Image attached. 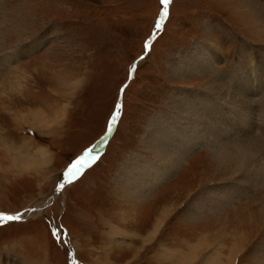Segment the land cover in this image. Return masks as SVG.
Instances as JSON below:
<instances>
[{
  "label": "rangeland",
  "instance_id": "obj_1",
  "mask_svg": "<svg viewBox=\"0 0 264 264\" xmlns=\"http://www.w3.org/2000/svg\"><path fill=\"white\" fill-rule=\"evenodd\" d=\"M255 7L0 0V58L14 54L0 62V215L20 217L0 222V264H182L188 249L186 264L263 262V156L230 152L264 138V7ZM23 45L33 46L15 55ZM197 52L209 66L182 73ZM212 80L244 96L249 117L207 92ZM155 169L160 185L131 198L125 186ZM109 227L124 235L109 241Z\"/></svg>",
  "mask_w": 264,
  "mask_h": 264
},
{
  "label": "bare ground",
  "instance_id": "obj_2",
  "mask_svg": "<svg viewBox=\"0 0 264 264\" xmlns=\"http://www.w3.org/2000/svg\"><path fill=\"white\" fill-rule=\"evenodd\" d=\"M261 5H263V7H264V0H258V2H257V0H256V6L257 7H255V10H257L258 9V6L259 7H261ZM255 6V5H254ZM32 46L33 45H23V46H20V47H18L17 49H16V53H15V55H18V54H22V53H24V52H27V51H29L31 48H32ZM208 51L212 54V56H213V61L212 62H215V60H217L218 59V57H219V54L217 53V52H215L213 49H208ZM207 53V52H206ZM14 54H12V55H10V54H8V55H4V57L1 59L0 58V62L1 63H8L9 61H10V59H11V57L13 56ZM206 55V54H205ZM193 58H192V61H187V65L185 64V66H184V70H183V72L182 73H191V71H193V70H200V69H206L208 66H209V61L210 60H208V62H207V64L208 65H203L202 64V62L204 61V59H206L205 57L203 58L202 57V55H200V53H195V54H193V56H192ZM195 58H196V61H195ZM187 60V59H186ZM198 62H200V63H198ZM211 62V61H210ZM263 66H264V64H263ZM253 67V66H252ZM249 70H252V68H250ZM189 73V74H190ZM214 81H215V79H214ZM214 81L212 80V82H210V85H211V87H210V89H208L207 90V92H209L210 94H211V92H216V93H218V96H216V97H220V98H222L224 101H226L229 105H231L232 107H233V109L237 112V114H239V115H242L244 118H247V117H249V113H250V110H251V107H250V105L249 104H247L246 102H247V100H246V98L244 97V96H241V94L239 95L238 94V92L235 90L234 92H233V88L231 89V88H229V90L227 91V92H225V91H223V90H220V89H216V85H215V83H214ZM253 82H255V84L253 83ZM253 82H252V84H254V86L256 87V86H259V85H257V82L256 81H254V79H253ZM241 83L243 84V82H242V80H241ZM260 82H258V84H259ZM221 87V86H220ZM222 88V87H221ZM223 89V88H222ZM227 89V88H226ZM225 90V89H224ZM212 95H215V94H213L212 93ZM252 102V101H251ZM250 102V103H251ZM247 104V106H246V104ZM204 104V103H203ZM205 107V104L204 105H202L201 107H200V109L201 110H198L200 113L201 112H203L202 111V109ZM223 116L221 115L220 116V118L223 120H225V117H223ZM240 117V116H239ZM114 119H115V123H116V121H117V115L115 114V117H114ZM240 119V118H239ZM249 119V118H248ZM208 122V121H207ZM192 126H194L195 127V125L192 123L191 124ZM198 125V124H197ZM113 124H112V127L110 128V131L102 138V139H99L97 142H99L98 144H102L103 142H104V140L106 139V137H107V135L108 134H110V132L112 131V128H113ZM229 126H232L231 124L229 125ZM234 127H235V125H234ZM192 128V127H191ZM237 130V129H236ZM204 133V132H203ZM197 134V133H196ZM255 134V133H254ZM193 135V134H192ZM199 138V137H198ZM201 138V137H200ZM203 139V138H202ZM191 141V140H190ZM96 142V143H97ZM194 144V143H193ZM97 145V144H96ZM96 148V147H95ZM229 149V148H228ZM91 150V149H90ZM90 150H88V151H86V152H84L79 158H81V157H83V156H85L86 154H89V152H90ZM230 150V149H229ZM245 150V154L246 155H248L249 157L246 159V160H252L254 157H253V154H255V155H262L263 157L260 159V160H262V162H264V138H262L261 140H260V137H254V139H253V141H249V142H245V147L244 148H241V147H239V145L238 146H236V147H232L231 148V151L230 152H232L233 153V155L235 156V157H239L240 156V153L241 152H243ZM93 153V152H92ZM91 153V155L93 156V154ZM251 153H252V155H251ZM78 158V159H79ZM239 160V159H238ZM245 160V161H246ZM259 159H258V161H260ZM76 161V160H75ZM74 161V162H75ZM180 161V160H179ZM73 162V163H74ZM91 162V161H90ZM90 162H88V163H90ZM174 162V161H173ZM239 162V161H238ZM254 162H257V159L256 158H254ZM72 163V164H73ZM88 163H86V165L88 164ZM175 163V162H174ZM179 164V163H178ZM260 164V163H259ZM258 163H256V165L258 166L259 165ZM262 164V163H261ZM260 164V165H261ZM173 165V164H172ZM175 165V164H174ZM178 166V165H177ZM176 166V167H177ZM262 167V166H261ZM174 168V167H173ZM172 170V169H171ZM163 171V170H162ZM139 172V171H138ZM157 169H155V170H153L151 173H153V174H151V173H148V175L150 176V178H149V181H146L145 179H148V177H146V176H141L140 178L138 177L137 178V180L136 179H133V181H131V183H129V185H126L125 186V189H126V193L131 197V198H134V199H136L137 201L138 200H140V199H143V198H146V197H148V196H150L151 194H152V192L155 190V188L156 187H158L159 185H160V183H161V179L159 180V177H157V176H159L157 173ZM167 171H164L163 173H166ZM131 178V177H130ZM166 212V211H165ZM163 214V213H162ZM126 219V218H125ZM157 219V218H156ZM156 219L153 217V220H152V225L151 226H149L147 229H146V231L145 232H148V236L150 235H152L153 233H154V230L156 229V227H157V221H156ZM118 228V227H117ZM108 229V228H107ZM128 230V229H127ZM125 232V231H124ZM117 234H122V235H124V233H123V230L122 229H120V230H117V229H112V227H109V230H108V240L109 241H112L113 242V239H115V236L114 235H117ZM125 234H127V235H130V236H132V238H130V240L132 239V241L133 242H135V241H139V240H135V238H136V236H139V237H137V238H140V235L138 234H136V232H133V233H125ZM142 234H144V233H142ZM142 237V236H141ZM147 238V237H146ZM142 239H145V237L144 238H142ZM115 240H117V239H115ZM141 241V240H140ZM122 243V242H121ZM130 242H127L125 245H130V244H132V243H130ZM137 243V242H136ZM132 245H134V244H132ZM189 248V247H188ZM187 248V249H188ZM192 248H194V246L192 247ZM234 248H236V246H232V247H230L229 248V255L231 254V252L234 250ZM195 250H190V249H188V250H186L185 251V253L184 254H182L181 256H180V258H182V260H181V262L182 261H185V262H182V264H186L187 262H189V260H190V258H191V255H192V252H194ZM212 257V260H216V259H220V257H219V255H217V258L215 257V256H211ZM223 257V256H222ZM227 261H225L226 262V264H228V262L230 261L229 260V256H227V257H224ZM259 258V257H258ZM260 259V258H259ZM208 260V259H207ZM229 260V261H228ZM262 261L263 262H261L260 264H264V258H262ZM213 262V261H212ZM223 262V261H222ZM221 261H219L217 264H223ZM260 262V261H259Z\"/></svg>",
  "mask_w": 264,
  "mask_h": 264
},
{
  "label": "snow or ice",
  "instance_id": "obj_3",
  "mask_svg": "<svg viewBox=\"0 0 264 264\" xmlns=\"http://www.w3.org/2000/svg\"><path fill=\"white\" fill-rule=\"evenodd\" d=\"M162 3L167 5L169 3V0H162ZM167 9L165 8V13ZM159 27V25H157ZM113 123H115V119L113 120ZM99 147V145H97ZM96 148H93L90 150L89 154H86L85 156L77 159L64 173V176L67 178L68 181H71L75 179L82 169L85 167L86 163L90 162L91 160L95 159L94 156L91 155L92 152H95ZM63 187V184L60 185ZM20 217L19 215L11 216V215H0V222L3 221H12V220H18ZM54 235H58V232H54Z\"/></svg>",
  "mask_w": 264,
  "mask_h": 264
},
{
  "label": "water",
  "instance_id": "obj_4",
  "mask_svg": "<svg viewBox=\"0 0 264 264\" xmlns=\"http://www.w3.org/2000/svg\"><path fill=\"white\" fill-rule=\"evenodd\" d=\"M162 20H163V18H161V19L159 20V23H158V24H160V23L162 22ZM118 116H119V113H118ZM118 116H117V118H118ZM113 127H114V126H113ZM112 130H113V129H112ZM109 135H110V134H108L107 137H108ZM104 142H105V140H104ZM104 142H103V143H104ZM6 215H8V214H6Z\"/></svg>",
  "mask_w": 264,
  "mask_h": 264
}]
</instances>
